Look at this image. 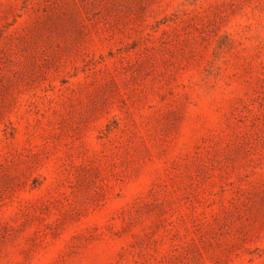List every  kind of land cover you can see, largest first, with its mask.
Returning <instances> with one entry per match:
<instances>
[{
    "label": "rangeland",
    "instance_id": "rangeland-1",
    "mask_svg": "<svg viewBox=\"0 0 264 264\" xmlns=\"http://www.w3.org/2000/svg\"><path fill=\"white\" fill-rule=\"evenodd\" d=\"M0 264H264V0H0Z\"/></svg>",
    "mask_w": 264,
    "mask_h": 264
}]
</instances>
